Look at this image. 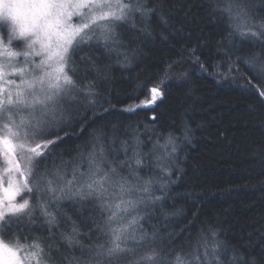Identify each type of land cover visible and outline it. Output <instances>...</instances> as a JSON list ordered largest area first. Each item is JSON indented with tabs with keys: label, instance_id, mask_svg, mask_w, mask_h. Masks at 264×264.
Returning <instances> with one entry per match:
<instances>
[{
	"label": "snow or ice",
	"instance_id": "obj_1",
	"mask_svg": "<svg viewBox=\"0 0 264 264\" xmlns=\"http://www.w3.org/2000/svg\"><path fill=\"white\" fill-rule=\"evenodd\" d=\"M258 10L248 0H213L210 15L225 24L222 39L212 44L213 67L223 79L229 77L219 71L221 64L228 74L243 64L264 84V16ZM172 11L168 0H0V264H257L230 249L211 224L179 248L162 246L154 225L144 228L163 208L167 185L139 172L159 169L172 176L166 163L177 152L172 133L163 144L156 138L151 154L141 151L139 125L131 142L119 140L115 126L111 135L104 126L88 152L65 160L57 151L68 135V115L98 103L99 81L107 79L102 58L115 54L128 63L129 53L135 56L152 37L154 24L167 25ZM185 51L206 71L197 49ZM182 59L168 62L146 89L147 98L124 111L163 100ZM253 88L264 99V90ZM149 119L155 131L158 117ZM120 153L124 160L116 158ZM156 184L162 195H155ZM66 201L75 219L62 207ZM81 224L92 232L83 234L88 245L81 242Z\"/></svg>",
	"mask_w": 264,
	"mask_h": 264
},
{
	"label": "trees",
	"instance_id": "obj_2",
	"mask_svg": "<svg viewBox=\"0 0 264 264\" xmlns=\"http://www.w3.org/2000/svg\"><path fill=\"white\" fill-rule=\"evenodd\" d=\"M212 2L168 0L173 10L168 24H154L152 37L139 45L135 56L129 53L128 63L115 54L102 58L108 66L107 79L99 81L98 103L94 107L85 103L79 115H68V135L57 151L67 159L88 152L93 134L104 126L109 135L115 126L119 140L131 142L139 125L141 151L151 154L156 138L163 144L172 133L177 152L166 162L172 176L163 177L159 169L139 172L167 185L163 208H157L144 228L152 231L154 225L164 237L162 246L170 243L179 248L211 224L230 249H240L255 257L257 264H264V99L253 88L264 90V84L243 64L231 74L221 64L219 71L228 79L216 73L213 66L218 60L212 44L222 39L225 24L210 15ZM248 3L258 6V17L264 16L261 0ZM161 34L166 39H160ZM185 49H197L206 71L189 62ZM181 59L180 72L167 80L163 100L132 113L124 111L147 98L146 89L154 86L168 62ZM152 115L158 117L155 131L149 119ZM115 147L120 148L119 142ZM116 158L125 159L123 153ZM153 191L162 195L158 184ZM80 228L81 242L88 245L83 234L92 232L83 224ZM56 243L63 248L62 241Z\"/></svg>",
	"mask_w": 264,
	"mask_h": 264
},
{
	"label": "rangeland",
	"instance_id": "obj_3",
	"mask_svg": "<svg viewBox=\"0 0 264 264\" xmlns=\"http://www.w3.org/2000/svg\"><path fill=\"white\" fill-rule=\"evenodd\" d=\"M74 20H75V18H74ZM7 79H18L17 77H14V76H6L5 77V80H7ZM6 86V85H5ZM0 159H2V158H0ZM65 160H72V159H67V158H64ZM109 159H111V157L109 156ZM0 169H3V164L2 163H0ZM125 173H127V172H125ZM123 175V174H122ZM62 207H64V208H66L68 211H69V215H72L73 216V219H74V214L72 213V211H71V204H70V202H64V204L62 205ZM101 224H102V222H101ZM64 230H66V228L64 229ZM80 232H81V234H82V231H81V228H80ZM42 234H45L46 235V233H42V232H39V233H37V234H35V235H37V236H42ZM58 245V244H57ZM77 255H79V254H77Z\"/></svg>",
	"mask_w": 264,
	"mask_h": 264
}]
</instances>
